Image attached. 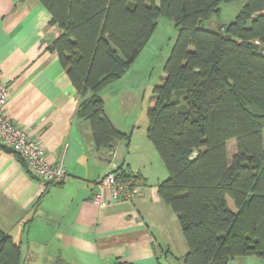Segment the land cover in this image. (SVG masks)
Segmentation results:
<instances>
[{"label":"trees","instance_id":"16d2710c","mask_svg":"<svg viewBox=\"0 0 264 264\" xmlns=\"http://www.w3.org/2000/svg\"><path fill=\"white\" fill-rule=\"evenodd\" d=\"M39 1L62 32L50 50L77 90L78 116L96 148L109 152L132 134L114 127L101 92L125 76L161 17L174 24L146 134L168 171L158 194L178 217L188 246L183 264L264 259V0ZM234 1H244L235 19L208 29L221 5ZM114 171L119 180L142 179L122 166ZM21 259L20 246L0 230V264Z\"/></svg>","mask_w":264,"mask_h":264},{"label":"crops","instance_id":"0c3cea01","mask_svg":"<svg viewBox=\"0 0 264 264\" xmlns=\"http://www.w3.org/2000/svg\"><path fill=\"white\" fill-rule=\"evenodd\" d=\"M51 18L39 0H0L7 116L45 148L48 162L68 171L63 183L44 184L21 158L0 148V230L20 246V264H183L188 246L178 217L158 194L168 177L164 162L157 154L155 167L148 168L146 143L143 155L132 160L125 158L129 142L115 143L110 152L96 148L89 123L78 116L77 90L50 50L62 33L49 25ZM106 90L101 95L108 118L129 134L131 126L109 106ZM119 166L142 175L135 181L141 195L112 202L106 190L107 203L96 205L99 182Z\"/></svg>","mask_w":264,"mask_h":264},{"label":"rangeland","instance_id":"374dc122","mask_svg":"<svg viewBox=\"0 0 264 264\" xmlns=\"http://www.w3.org/2000/svg\"><path fill=\"white\" fill-rule=\"evenodd\" d=\"M243 5L244 1L223 3L220 14L207 21L206 27L215 30L220 23L232 22ZM176 37L177 30L174 24L167 17H161L156 33L133 66L121 80L109 86L107 90L105 89L111 96L109 106L116 110L121 123L126 122V126H131L129 134L132 136L129 147L126 148L125 158L132 160L141 157L144 153V144H149V151L145 153L148 157L145 161L149 163L148 168L150 169L155 167L152 168V162L158 152L146 134L149 124L147 112L153 104V90L164 77V66L170 56ZM126 91L131 92V97L123 99ZM115 100L117 101L115 102ZM119 104L120 109L117 111ZM235 152L236 141L232 140L229 143V156L233 157ZM154 171L159 172V169L156 168ZM164 172L167 173L165 166ZM229 205L233 209L231 200H229ZM230 264H264V259L257 256L240 257Z\"/></svg>","mask_w":264,"mask_h":264},{"label":"built area","instance_id":"2783aa9c","mask_svg":"<svg viewBox=\"0 0 264 264\" xmlns=\"http://www.w3.org/2000/svg\"><path fill=\"white\" fill-rule=\"evenodd\" d=\"M264 54V51H263ZM10 88L2 82L0 69V145L21 158L29 172L44 184H60L66 181L68 171L63 165H53L46 159L45 148L32 137L31 133L10 121L6 108ZM117 167H115L116 169ZM112 170L99 182V190L94 195V203L103 206L105 191L110 193V201H133L141 195L142 187L135 180H119Z\"/></svg>","mask_w":264,"mask_h":264}]
</instances>
